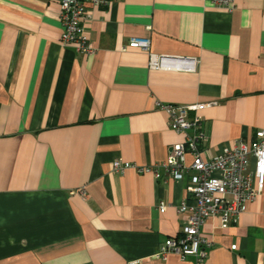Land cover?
Here are the masks:
<instances>
[{
	"label": "crops",
	"instance_id": "crops-1",
	"mask_svg": "<svg viewBox=\"0 0 264 264\" xmlns=\"http://www.w3.org/2000/svg\"><path fill=\"white\" fill-rule=\"evenodd\" d=\"M234 2L89 5L97 50L86 55L61 42L60 0H0V264H197L155 257L182 228L194 174L163 168L185 134L156 102H215L200 112L208 157L264 130V0ZM131 37L150 38L171 66L123 50ZM177 58H196V69ZM118 159L159 176L115 172ZM202 234L204 264H264V189L236 224L211 217Z\"/></svg>",
	"mask_w": 264,
	"mask_h": 264
},
{
	"label": "built area",
	"instance_id": "built-area-1",
	"mask_svg": "<svg viewBox=\"0 0 264 264\" xmlns=\"http://www.w3.org/2000/svg\"><path fill=\"white\" fill-rule=\"evenodd\" d=\"M110 0H60V19L63 26L61 42L73 45L80 54L96 52L90 41L86 21L90 15L89 5L104 6ZM220 8L232 10L234 0H210ZM138 48L150 54L149 67L164 69L171 66L168 56L150 52L151 40L146 37H131L122 48ZM176 67L195 70L198 60L195 58H177ZM175 62V61H174ZM212 103L173 104L156 102L158 108L166 111L169 126L178 133L185 134V140L171 147L163 168L168 176L179 178L191 171L189 200L179 206L183 215L180 232L168 237L161 243L155 257L166 260L172 254L182 259L195 257L197 264H204L212 247V242L202 234V226L211 217H218L223 227L236 224L246 211L249 202L256 200L264 189V130H258L254 140L247 142L238 139L231 146L224 147L218 154L206 156L208 136L204 128L201 111L213 106ZM191 156V161H188ZM254 160V167L251 160ZM136 169L138 173L152 172L159 176L158 167L143 166L137 163L115 160L113 170L122 173L127 169ZM160 209L166 206L161 203ZM233 245V249H236Z\"/></svg>",
	"mask_w": 264,
	"mask_h": 264
}]
</instances>
